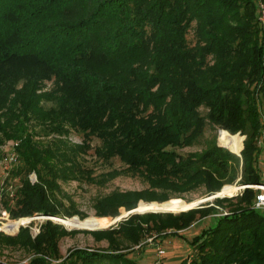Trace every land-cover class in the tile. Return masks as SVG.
Wrapping results in <instances>:
<instances>
[{
  "label": "trees",
  "instance_id": "1",
  "mask_svg": "<svg viewBox=\"0 0 264 264\" xmlns=\"http://www.w3.org/2000/svg\"><path fill=\"white\" fill-rule=\"evenodd\" d=\"M262 5L264 0H0V144L17 141L19 155L12 170L20 177L14 204H4L11 219L75 213V204L68 208L61 198V181L88 173L98 182L83 165L94 139L99 159L127 165L103 174L102 182L132 172L152 187L189 191L205 184L214 192L235 182L242 165L241 184L264 185ZM52 79L57 87L44 90ZM208 123L240 141L241 156L217 144L188 156L177 151L194 144ZM72 132L83 141L72 142ZM238 132L246 136L244 148ZM259 190L246 187L240 205L192 239L197 254L178 264H264V210L254 205ZM154 193L114 191L97 199V215L115 216L140 199L168 198ZM212 207L132 214L117 228L93 231L110 249L77 247L62 260L61 238L79 231L50 219L36 235L33 224L15 235L0 231V246L32 253L28 263L0 264H136L122 240L137 245L146 232L177 233Z\"/></svg>",
  "mask_w": 264,
  "mask_h": 264
},
{
  "label": "rangeland",
  "instance_id": "2",
  "mask_svg": "<svg viewBox=\"0 0 264 264\" xmlns=\"http://www.w3.org/2000/svg\"><path fill=\"white\" fill-rule=\"evenodd\" d=\"M188 39L192 45L195 43L194 29H191L189 32ZM56 87L57 83L54 79L45 81L44 83V90H54ZM45 105L51 106L52 103L45 102ZM200 110L203 113L207 111L205 107H201ZM222 129L223 128L220 126H214L211 123H208L204 134L200 136L194 144L184 148H177V151L184 156H188L190 153H202L214 144H217L218 146L233 152L223 143V136H227V138L237 143V153H239V149L241 147L240 141L228 134H220ZM237 134H241V132H238ZM242 136L244 137V147V140L246 136ZM70 140L74 143H81L83 141V135L77 132H72L70 134ZM220 141L223 145H220ZM12 144L11 140L4 144H0V230L2 229V231L7 234L15 235L20 231L19 227L22 225L28 226L33 224L31 226V230L32 233L36 235L41 230L42 224L49 220L46 219V216L43 217L44 215H42L41 217L38 216L34 218L21 217L13 220L11 219V213L4 209L6 201L14 204V194L20 183V177H12V170L17 168L16 166L19 164V161L15 164H11L9 167H7L8 164L6 163L8 154L13 152V148L11 147ZM91 144L92 148L84 154L83 165L87 170L92 171L90 176L98 179V182H91L88 179V173H84L81 179L78 180H70L68 182L61 181L62 189L64 191V193L61 194V198L67 207L70 206L71 203L75 204V213L69 216L62 215L60 216V219L70 221L81 227H67L60 222L52 220L57 224L63 225L70 232L75 230L79 231L76 234H69L61 238L59 245L62 258L60 260L67 257L70 251L77 247L100 250L110 249L108 240H97L94 237L93 231L117 228L120 222L127 220L132 214L145 216L148 214L180 215L185 212L213 206L215 210H213L210 214L203 217H200L201 215H197V220L193 222L191 226L186 229L178 230L177 233L172 234L171 230H168V233L164 232L161 236L157 231L146 232L145 235H143L140 244L137 245H133L127 240H122V244L124 243V245L121 246L125 247L124 251L129 253L128 256L133 258L136 264H178L185 258L194 256L195 253L197 254V249L191 244L192 239L196 235L200 234L202 230L212 225L216 216L229 213L233 208H236L241 204L240 198L245 190V187H243L245 184L240 183L242 178V165L239 166V176L235 182L232 184L227 183L214 192H209L205 184L189 191L178 190L173 185L152 187L150 181H148L142 174L132 172L121 174L109 181L102 182L103 174L113 170L126 169L127 165H125L119 158H114L111 161L99 159L95 154L94 148L100 144V141L98 139H94L91 141ZM30 178L33 183L38 180L35 172L30 174ZM234 186L237 187V190L233 194H217L226 187H229L228 189H230ZM246 187H248V185ZM114 191H149L152 193L155 192L159 195H168V198L162 200L140 199L137 205L138 207L136 206L140 211L132 214L127 213L130 209L121 207L119 213L115 216L97 215L95 208L97 199L109 195ZM259 191L264 192L262 189ZM213 194H217L218 196L206 201L205 198L214 196ZM168 204H180L185 207H190V209H187V211L185 209L181 212L141 211L143 207L170 206ZM123 210L126 211L122 212ZM75 218L80 222L73 221ZM89 219H97L98 222L88 224ZM93 226L101 227L92 229ZM158 246H164L166 248V254L162 257H158ZM31 256L32 253L24 248L0 246V262L2 263H28ZM106 264L111 263L108 261Z\"/></svg>",
  "mask_w": 264,
  "mask_h": 264
},
{
  "label": "bare ground",
  "instance_id": "3",
  "mask_svg": "<svg viewBox=\"0 0 264 264\" xmlns=\"http://www.w3.org/2000/svg\"><path fill=\"white\" fill-rule=\"evenodd\" d=\"M223 143L224 145H226L229 149H231L233 152H237L238 151V145L235 141L227 138V136H223ZM220 145H223L220 141ZM237 190V187L234 186L233 188H230L226 191H223V192H219L217 193L218 195H224V194H233L235 191ZM215 195V196H210V197H207L205 198L206 201L210 200V199H213L215 198L216 196L218 195ZM202 200V199H201ZM204 201V202H206ZM203 203V202H201ZM201 205V204H200ZM187 211V209H190V207H185V206H182L180 204H175V205H170V206H165V207H158V206H147V207H143L141 209L142 212H149V211H172V212H181L183 210ZM137 212H139L140 210L136 209ZM42 215H39V217H41ZM38 217V216H37ZM45 217V216H43ZM61 218V217H60ZM58 219L60 223L64 224L65 226L67 227H71V226H74V227H81L79 225H76V224H73L72 222L70 221H66V220H63V219ZM44 220V219H43ZM101 226H96V227H92L93 228H99Z\"/></svg>",
  "mask_w": 264,
  "mask_h": 264
},
{
  "label": "built area",
  "instance_id": "4",
  "mask_svg": "<svg viewBox=\"0 0 264 264\" xmlns=\"http://www.w3.org/2000/svg\"><path fill=\"white\" fill-rule=\"evenodd\" d=\"M261 14H262L261 15V21H262V24L264 26V5H262V13ZM11 142L13 143L11 146L13 148V152L9 153L8 157L6 158V161H7L6 163L8 164L7 167H9L11 164H15L19 161V155H18V152L16 150V146L18 145V142L15 140H11ZM246 186L247 185H244L243 187L246 188ZM248 186L254 187L256 189H262L264 191L263 185H248ZM240 189H242V188H240ZM254 205L257 208H261L264 210V192L258 193ZM157 249H158V253H159L158 257H162L166 254V248L164 246H158ZM190 261H191V259H190Z\"/></svg>",
  "mask_w": 264,
  "mask_h": 264
},
{
  "label": "water",
  "instance_id": "5",
  "mask_svg": "<svg viewBox=\"0 0 264 264\" xmlns=\"http://www.w3.org/2000/svg\"><path fill=\"white\" fill-rule=\"evenodd\" d=\"M239 133H240V132H239ZM243 148H244V147H243ZM243 148H242V150H243ZM234 153H236L237 155L241 156L240 153H237V152H234ZM213 195L215 196V194H213ZM137 207H138V206H137ZM137 207H134L133 209H130L127 213H128V214H132V213L137 212V211H136ZM39 215H44V214H37V215L32 216V217H30V218H34V217H37V216H39ZM44 216H46V219H51V220H55V221L59 222L58 219L60 218V216H52V215H44ZM22 226H27V225H22ZM0 231H2V229H1Z\"/></svg>",
  "mask_w": 264,
  "mask_h": 264
}]
</instances>
